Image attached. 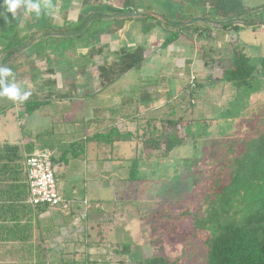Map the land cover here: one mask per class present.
Returning a JSON list of instances; mask_svg holds the SVG:
<instances>
[{
	"label": "crops",
	"instance_id": "0c3cea01",
	"mask_svg": "<svg viewBox=\"0 0 264 264\" xmlns=\"http://www.w3.org/2000/svg\"><path fill=\"white\" fill-rule=\"evenodd\" d=\"M72 1L34 29L22 23L27 47L0 56L1 66L16 64L18 87L32 92L24 103L0 98V264H100L113 253L126 259L131 244L109 239L131 207L116 199L121 184L169 155L163 148L146 153L142 142L165 118L184 119L188 108L189 120L207 119L193 107L221 89L211 70L222 68L233 40L246 44L217 16L216 0ZM243 3L264 20V0ZM43 149L52 152L58 194L71 200L66 209L28 201L25 158ZM106 204L113 212L104 215ZM133 217L146 236L142 214Z\"/></svg>",
	"mask_w": 264,
	"mask_h": 264
},
{
	"label": "rangeland",
	"instance_id": "374dc122",
	"mask_svg": "<svg viewBox=\"0 0 264 264\" xmlns=\"http://www.w3.org/2000/svg\"><path fill=\"white\" fill-rule=\"evenodd\" d=\"M101 1L104 5L110 1L111 4L115 2V0ZM49 3L52 5L51 9L38 18L34 14H26L22 8L17 11L14 18L12 13L6 12L0 6V13L6 16H0V52L15 49L23 45L22 43L26 44L28 32L21 25L24 24L34 29L39 23L56 17L60 9L69 8L74 2L72 0H49ZM261 16L264 17V13ZM262 32L264 30L260 24L254 28H236L233 32L235 39H238V34H240V38L245 41L246 44L242 42L244 47L242 49L251 60L264 56ZM238 41L241 42L239 39ZM14 54L16 52L11 55ZM20 58L16 59L17 63ZM11 64L14 70L15 63H9L7 67ZM211 71L213 76L221 75L222 68ZM203 87L205 86L202 85ZM220 88L224 90H216L218 88L212 90L214 95L209 100L203 99V94L199 96L193 109L206 114L207 121L202 118L200 121H193L191 126L183 128L192 137L190 136L186 144L170 151L166 159L168 162L164 158L162 161L160 158H153L150 167L136 175L135 181L131 180L121 184V196L116 199L118 201L122 199V202L120 201L122 207L126 204L131 206L130 214L127 212L128 214L121 217L123 220H116L112 231L114 236L109 239L113 238L119 244H131V248L133 247L132 249L139 253V255L134 254L137 258L145 256V259H148L158 255L168 258L174 264H206V247L200 235L194 236L199 230L192 228V218L188 214L180 212L183 208L192 212L197 211L200 205H203L204 186L209 182L212 183L210 180L217 174L219 176L223 173L222 180H225L227 178V174L224 173L226 164L231 162L234 166L235 162L233 163L231 159L239 157L250 146L256 147V143H259L258 137L264 135V89L250 96V92L248 94L244 92L246 87L243 86L235 87L230 83L221 82ZM252 88V90L258 88L257 81ZM247 98H250V104L245 106ZM199 107L204 108L199 109ZM183 117L184 119L191 117L189 108L186 109ZM205 122H210L211 125L204 124ZM261 143L264 145V141ZM260 150L257 149L258 156L264 154V146H260ZM192 159L195 162L190 166ZM196 171H198V177L192 182V178L195 177L193 172ZM124 185H127V188ZM122 207L120 205L119 208L124 210ZM132 208L136 210V214L131 212ZM101 211L107 215L110 211L113 212V207L106 204L102 206ZM140 213L142 218H145L144 224L148 225L146 236H143L142 231L139 230L137 224L139 220L133 217L136 215L140 217ZM152 214L156 216L153 215L154 218H152ZM127 223H130L131 229L126 228ZM132 249L129 250L132 251ZM2 257L0 256V261ZM135 257L132 259L136 260ZM109 258L111 261L99 260V263L136 264L133 260V262H127L125 259L117 261L119 257L114 253L109 254Z\"/></svg>",
	"mask_w": 264,
	"mask_h": 264
},
{
	"label": "trees",
	"instance_id": "16d2710c",
	"mask_svg": "<svg viewBox=\"0 0 264 264\" xmlns=\"http://www.w3.org/2000/svg\"><path fill=\"white\" fill-rule=\"evenodd\" d=\"M215 7L217 16L227 23H233L234 29L241 25L264 24V20L258 22L253 18V10L244 5L243 0H216ZM146 15L150 16V14ZM177 36L178 31L174 30L167 38V43L173 42ZM25 47L27 44L11 49L12 52L2 51L0 56L8 58V56H12L11 54L24 50ZM1 57L0 66L5 61ZM221 72L218 78L213 77L212 79L230 83L235 87H246L244 92L247 94L250 92V96L264 89V56L251 60L237 40L232 42L230 56L223 62ZM256 81L258 88L252 90ZM188 88L191 93L196 92L197 82L195 88H191L188 83ZM247 103L250 104L249 98ZM193 121L195 120L181 117L165 118L162 125L155 128L158 133L154 132L150 138L142 142V148L146 153L163 148L164 154H169L174 148L184 145L190 140L192 135L186 133L183 128L191 126ZM205 121L207 120L205 119ZM204 124L209 125L210 122ZM257 140L259 143H256V147L250 146L239 157L231 159L233 163L235 162L234 166L231 165V162L226 164L224 173L227 174V178L225 180H222L223 173L219 176L217 174L210 180L212 183L209 182L204 186L203 205H200L197 211L192 212L183 208L180 212L188 214L192 218L193 227L199 230L194 236L200 235L206 247V264H264V154L258 156L259 152L257 151V149L261 151L260 146H264L261 143L264 141V135L258 137ZM8 150L15 151L16 148L9 147ZM194 162L192 159L190 166ZM193 173L195 177L192 178V182L198 177V171ZM136 175V172H131L130 179L134 180ZM153 215L152 218H154ZM128 246L125 251L129 250ZM134 254L139 255L134 249L129 251L124 255L125 260L127 262L134 261L136 264H174L164 256L156 255L145 259L141 256L137 258ZM132 257H135L136 260H133ZM70 262L67 264H74L73 261ZM38 264L48 263L39 262Z\"/></svg>",
	"mask_w": 264,
	"mask_h": 264
},
{
	"label": "built area",
	"instance_id": "2783aa9c",
	"mask_svg": "<svg viewBox=\"0 0 264 264\" xmlns=\"http://www.w3.org/2000/svg\"><path fill=\"white\" fill-rule=\"evenodd\" d=\"M264 30V24H260ZM195 76L188 79L191 88L196 87ZM28 201L33 205L60 206L68 208L71 200L60 196L56 189V178L52 169V152L43 149L38 153L26 156ZM85 217V214L81 216Z\"/></svg>",
	"mask_w": 264,
	"mask_h": 264
},
{
	"label": "clouds",
	"instance_id": "9594fccd",
	"mask_svg": "<svg viewBox=\"0 0 264 264\" xmlns=\"http://www.w3.org/2000/svg\"><path fill=\"white\" fill-rule=\"evenodd\" d=\"M0 6H2L6 12L12 13L14 18L17 11L21 8L26 14H34L38 18L42 14H46L47 10L52 7L49 0H0ZM0 16H4V13H0ZM9 78L13 79L10 80ZM31 95V91L22 90L14 82V74L11 68L0 66V98L24 103Z\"/></svg>",
	"mask_w": 264,
	"mask_h": 264
},
{
	"label": "flooded vegetation",
	"instance_id": "af4514ba",
	"mask_svg": "<svg viewBox=\"0 0 264 264\" xmlns=\"http://www.w3.org/2000/svg\"><path fill=\"white\" fill-rule=\"evenodd\" d=\"M191 223H192V222H191ZM192 228L195 229V228L193 227V225H192Z\"/></svg>",
	"mask_w": 264,
	"mask_h": 264
}]
</instances>
